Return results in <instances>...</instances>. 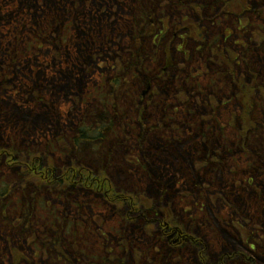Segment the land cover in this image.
Here are the masks:
<instances>
[{
	"label": "trees",
	"instance_id": "trees-1",
	"mask_svg": "<svg viewBox=\"0 0 264 264\" xmlns=\"http://www.w3.org/2000/svg\"><path fill=\"white\" fill-rule=\"evenodd\" d=\"M64 1L0 0V83H3V86L7 88L9 80L14 75L18 80L20 75H25L21 66L22 62H24L25 66L31 64L32 71L39 70L36 73L38 75L45 74L48 66H56L58 68L57 76H59L58 80L60 84L61 82H67L62 88L66 93L68 91L71 92L69 94L72 95L77 104L75 110L70 109V106H61L58 115L55 112L58 119L63 117L64 120L70 115L75 117V121L73 118L69 120L73 121V129L79 128L78 130H74V140H76L74 143L76 144L71 148L72 155L80 153V144L82 142L88 141L92 146L95 142H98L100 137L104 136L102 131L105 125L103 124H107V120L111 116V121L113 122H136L132 118H127L129 112L122 115L121 120L116 119L120 115L122 106L118 105V100L117 102L115 101L114 95L117 94L114 91H117V89L120 92L124 91V83L127 81L125 76L137 77L134 82H139L142 86L148 80H154L156 76H162L165 79L157 81L159 91H161V84L170 82L175 83L180 91L185 86H191L186 85L191 79L192 85L197 86L193 90L200 92V94H197V98L198 100H202L201 106L205 105L211 109L207 113L208 115H202V112L195 115L200 117L197 120L198 123L203 121L205 116L206 123H208V117L210 116L214 123L217 124V137L220 132H224L222 122L225 116L221 115L218 117L215 114L217 110L215 105L217 108L219 107V110L226 107L230 112L229 123L236 126V129L238 128L243 133L241 136L243 140L241 141H243L242 143L245 147L252 144L249 140L250 138L255 139L257 142L259 139H262L257 133L260 132L258 106L264 105V0H253V2L252 0H213V2L212 0H207L209 2L194 0L189 7L184 5L180 7L186 11L187 15L181 16L176 21L177 28L169 27L171 23L170 18L162 10H157V14H155L152 5L153 0H66L69 2L63 4ZM83 5H90L91 13L97 12L100 14L98 18L93 19L95 22L94 26L88 19V28L85 27V21L68 19L83 14L85 11L81 7ZM115 5V9H113ZM122 6L124 7L123 9ZM212 8H214V11ZM205 9L209 10L208 15L204 11ZM223 13L235 23L236 28L240 32H242L243 27H246L244 33L246 31L250 32L245 53L240 51L238 53L232 48H230L231 52L228 53L224 49H220L217 42H214L222 38L226 40L231 37V35H227L226 29L221 30L219 36L214 38V41L206 38L205 33L214 24L213 21L216 19L215 25L218 24L219 17L224 16ZM131 16L132 18H130ZM224 18L226 17L224 16ZM106 25L108 26L105 27ZM230 56H233V58ZM242 58H246L247 63H249L246 68L242 65ZM218 60L221 62V65ZM251 61H253V64H250ZM194 63L204 65L205 70L209 71L214 64L217 66L219 64L217 70L219 72L222 68V72L227 74L226 82L231 89L227 100L221 96L227 91V88L223 85L220 89H214L212 85L205 86L207 83L200 84L198 81H194V77L185 71V68L189 64L192 65ZM261 63H263V66ZM98 64L99 67H107L110 71L114 69L115 71H111L110 74L115 78L105 81L104 73L107 74L105 71H100V73L94 71V73L93 69H96ZM167 65L169 66V70L165 71ZM9 71H14L16 74L13 75ZM94 74L103 75L98 88L93 86L95 82L93 80ZM206 74L211 78L215 76V73L212 72ZM54 76V73L49 75L51 78ZM24 77L26 76H21V80ZM105 84L108 86L104 87ZM111 85H113V88ZM135 89L138 92L139 89H137L136 85ZM106 92H113L111 101L116 112L112 114L109 109H106L107 113L110 112L111 114V116H108L105 114L104 109H102L100 114H104L99 120V115H94L96 111H93L91 105L85 102L93 95L94 97L102 93L106 95ZM205 92H208L209 96H211L206 101L203 95H201L204 94L205 96ZM210 93L213 94L211 95ZM174 99L176 98L170 97V94L167 93L159 98L160 103L154 101V104L160 105V108L157 109L153 106L150 111V108L147 110L146 106L142 105L137 111L138 118H145L147 113L149 115H147V119H149L148 122L150 124L157 123V118L160 117L164 122L169 124V127L176 125L180 120L177 118V115H173L171 101ZM204 101L205 104H203ZM213 103L216 104L214 105ZM234 111H236L235 115ZM86 118L89 119V123L96 124L95 127L100 126L98 128L101 131L98 132V128L88 129L86 127ZM79 120L80 123H77L76 121ZM184 121L186 122L187 119H184ZM191 122H195V120L193 119ZM121 131L124 134H121L118 138L114 137V140L118 139V146H110L107 155L102 158V161L98 160L100 163L106 162V165L102 163L100 168L112 167L109 160L114 158V155L117 153V147H124V136L128 135L132 130L123 129ZM208 139H210V134L206 139V144L210 145ZM150 143H152V148H149ZM204 144L205 141L203 140L197 148L203 147ZM160 145L163 144L159 143L156 138L152 139L149 143L137 145L138 150H140L141 161L145 167H151L150 164L152 163V165L154 163H158L159 165L162 162L160 159L162 150ZM167 147L168 149L172 148L170 146ZM184 147L185 150L188 148V146ZM85 148L86 146L84 145L83 150ZM220 164L224 165V162ZM254 166H257V164ZM159 168V173L151 171L150 168L147 169L151 173L149 181L157 189L155 202H161L162 198L175 203L177 194H173L172 196L169 194L164 195L158 191L159 187L160 190L164 189L167 179L166 174L171 173L168 167H161L159 165ZM203 168L205 177L208 178L210 183L211 180L213 181L211 166L204 165ZM219 169H224V167L216 169L215 172ZM147 170H143V172ZM209 172L212 173V176L209 175ZM231 172L234 173L232 170ZM161 174L163 176L160 179ZM168 177H171L176 182L174 188L181 187V183L185 185L186 179L189 178L185 176L178 182V176L170 175ZM192 182L194 184V178ZM169 185L171 186L172 184L169 183ZM237 188L235 189V193L240 194L242 187ZM73 192L75 191H72L71 194L73 209L77 213H84L83 211L87 206L85 202L90 201L83 198L82 195L73 198L75 195ZM187 192L190 193L189 190ZM245 194L247 193L245 192ZM222 196L223 198L227 197V194ZM252 197L245 196L247 201H252ZM254 198L257 201V205L261 207V201L256 196ZM149 201H152V207L155 210L159 208L153 200L149 199ZM100 203L99 206L104 209V206L100 205ZM148 205L146 203V206ZM141 207H145V204H141ZM123 211L121 210L118 213V211L109 209L107 211L108 214L104 213L105 217H103L104 219L102 218L101 228L98 227L95 234L99 236L96 238L98 249L94 250L93 253V248H90L91 255L87 256L85 239L89 238L90 233H88V228L90 226L80 219L72 221V252L74 262H78L83 259V256H86L88 259L94 261L93 264H178L174 260H177L180 256L174 255L171 257L169 255L170 252L177 251L166 241L149 235L148 230H146L145 217H141L135 223H130L125 218V212ZM143 211L147 213V210ZM67 215L68 209L61 212V218L58 219V215L56 214V218L54 217V220H52L54 221L52 223L54 226L58 224V220L60 221V228L57 231L60 242L65 235ZM183 222L186 230H188V227L185 224L190 227L193 226L185 220ZM108 224L111 225V228L116 225V231L112 229L115 234V242L111 239V235L108 237L106 233L102 234V232H110ZM63 230L64 232H62ZM93 243L96 244L95 241ZM158 245H162V247H158ZM202 248L207 258L209 256H207L208 250L204 247ZM183 250L186 252L184 256L189 259V262L199 264L196 260L195 252L202 251L201 244L186 243ZM206 258L201 255L200 264H208ZM224 258L226 257L224 256Z\"/></svg>",
	"mask_w": 264,
	"mask_h": 264
},
{
	"label": "rangeland",
	"instance_id": "rangeland-1",
	"mask_svg": "<svg viewBox=\"0 0 264 264\" xmlns=\"http://www.w3.org/2000/svg\"><path fill=\"white\" fill-rule=\"evenodd\" d=\"M69 1L65 0L63 4H67ZM205 1L209 2L207 0ZM193 2L194 0H153L152 5L155 14H157V10H162L168 15V17H170V24H173L174 21L176 24V21H178L181 16L186 14V11H184L180 7L183 5L189 7ZM81 7L85 9L83 14L68 19L78 20L82 22L85 21L84 24L87 28L89 26V24L87 23L88 19L94 26L95 22L93 19L98 18L100 14H98L97 12L91 13L90 5H83ZM105 7L107 8L106 4ZM115 7L116 5L113 7V9H115ZM204 11L207 13V15L209 14V10L205 9ZM130 18H132V16ZM215 20L213 21L214 24H212L209 27L207 33H205L206 38L210 41H214V38L216 36H219L220 31L226 29L227 35H231V37L226 40L222 38L221 40L214 42H217L218 47L220 49H224L228 53L231 52L230 48L241 52L243 48L235 43L240 42L238 35H240V33H244V28L242 29V32H240L236 28L235 23H233L231 19L224 18V16L219 17V22L216 25ZM107 26L108 25H106L105 27ZM245 34L250 36L249 31H246ZM230 57L233 58V56ZM218 62L221 65V62L219 60ZM248 64L249 63H247L246 58H242V65L245 66V68ZM250 64H253V61H251ZM261 65L263 66V63H261ZM21 66L23 67L22 69L25 75H20L19 80L14 75L16 74L14 73V71H9V73L14 75L9 80V86L6 88L3 86V83H0V151L5 150V146L7 145L5 143L8 142V139H18L21 142H28L31 139V141L34 142H41L47 139H55L53 137V134L60 133L61 127L59 123L62 120L60 119L61 121H59L57 119L58 117L55 115V117L51 120L52 123H50L48 119L42 118L41 116L47 114V110L56 112V114L58 115V112L61 110V106H73V108H75L76 106V102L73 103L69 99L72 96L69 94L71 92L68 91V93H66L62 88V86L64 84H67V82H61L60 84L58 80L59 76H57L58 68H56V66H48L45 74L41 75L36 74L39 72V70L32 71L31 64L29 66H25L24 62H22ZM218 68L219 64L218 66L215 64L213 65V69L217 73H223L221 70L222 68L219 70V72L217 70ZM100 71L102 70H98L99 73ZM185 71H187L188 73L191 72L192 74L196 73L193 66H187L185 68ZM105 72L107 73L106 76L108 77L110 75V72ZM51 73H54L55 75L53 78L49 77ZM21 76L26 77L21 80ZM196 79L199 80L198 82L200 84H205V82L207 81L205 77H197ZM196 79L194 81H197ZM173 84V82L163 83L161 84L160 90L166 95L167 93H170V87ZM135 85L137 89H139L138 92L143 93V86H141L139 82H136ZM186 85H192V80L190 79ZM124 88L125 89L123 92H120L117 89L118 102L120 105H122V108H124V104L126 103V96L128 94V91L132 90V88L128 86ZM226 88L228 89V84H226ZM191 90L193 89L190 86H185L182 89V91L184 92H189ZM173 94L174 93H171L170 96H172ZM201 95H203L204 97V94ZM197 97L198 95H196V97H193L190 103L187 102L181 105L183 111H180V117H188L191 118V121H193V117L198 113L196 109L202 107V100L200 99V97V100H198ZM117 98L115 100L116 102ZM92 101L94 103L91 105V109L93 111H101L104 105L99 103L100 100L96 98L92 99ZM205 101L203 104H205ZM218 108L216 107L217 116H225L222 122L224 132H220L216 137L215 134H212L214 128L213 124L210 122H205L211 130L210 143H214V140H223L225 142L224 146H226V144H228L229 146H233L238 141L241 142V140H238L236 142L234 141L235 136H237L236 133L239 131V129H236V126H234L233 124L231 127H229V110L226 109V107H223L222 110H219ZM109 109L112 114L116 112L113 104L109 105ZM258 111L260 114V122H258V117L257 122L264 124V105L258 106ZM103 114L104 113L100 114L99 118H101ZM235 114L236 111H234V115ZM70 116L66 118L67 120H64V122L72 125L73 121L71 122L69 120L70 118H73L75 121V117L73 115L71 117ZM119 117L120 119L122 118L121 112ZM34 120H37L38 125L41 124L39 128L42 129L37 128V126L33 123H29V121ZM76 122L80 123V120ZM51 126L53 128H51ZM189 127L193 128L190 123ZM48 128L49 130H47ZM259 129L264 130V126L259 125ZM257 135H260L259 137H261L263 133L261 134L259 132L257 133ZM124 137L125 141L123 144L126 149L136 148V141H134L129 136L127 137V135H125ZM154 138L155 136H153V139ZM107 140H109L108 144H118V142L114 140L112 136H108ZM262 142L264 143V140ZM198 144L199 143H195L191 147L189 141L184 138L183 147L179 148L176 153L178 156V160L173 157H169L168 162L164 161L159 163L161 167H168V170L171 172L166 175L178 176V182H180L181 178L185 176L189 177L187 178L189 184L187 183L186 186H192L193 171L191 170L192 158L190 154H193L194 151L198 149H193ZM259 144L260 142H257L255 144H250V146L253 145L254 148H261L259 147ZM184 146H188V148L185 150ZM98 152V148L86 145L84 152L79 154L82 155L80 159L84 161L82 165H79L87 168L86 170L89 169L93 171V175L92 172H90L92 175V179L85 181V183L81 181L79 177L72 180V184L74 186L72 191H75L73 192L75 193L73 198L82 195L83 198L88 199L90 202H85L87 206L83 211L84 213H77L73 208L68 209V213L70 214V218L72 221L80 219L90 226V228H88V233H90L89 238L85 239L86 256L91 255V252L89 251L90 248H93V253L94 250L98 249L96 238L99 236H96L95 234L97 233V228H101L102 218L105 217L104 215L106 213L108 214L107 211L109 210L104 205L110 207V209L114 208L113 210H115L116 212L118 211V213L119 211L124 210L123 212H125V218L127 219V221L130 223H135L136 218L140 219V217L138 216H140L141 213V204H145L146 206V203L149 201V199L153 200L154 202L156 199L157 189L149 181L151 173L147 169L150 168L151 171H155L157 173H159L160 169L158 163H154V165H152V163L150 164L151 167H145L142 161L134 160L133 154L130 151L120 150L114 155V158L109 160L112 169L110 174L107 173L110 169H108V167L105 169L104 173L108 176V178L103 179L101 175L102 169L100 168V165L102 163L106 165V162H99L100 158L96 155V153ZM2 155L3 154L0 155V188L3 187L2 183L6 184L8 181H12V183L16 187L19 186L17 185L18 182L13 181L16 179H11L14 175V171L6 170V172L9 174V177L7 179L6 177L8 175L7 173H5L6 176L5 178H3V167L5 166V164L2 162L4 159ZM98 155H107V153L105 151L103 153L99 152ZM256 164L258 165L259 163ZM222 166L224 167V169H219L217 172H215V170L218 168H216L215 166H211V172L213 171V176L210 172L209 175L212 176L213 181H210L211 192H209V195L206 197V199L208 200L206 206L199 204L195 205L196 199L191 196L190 193H187L184 187H176V193H178L179 199L175 198V207L178 208V210L172 212L175 213L173 217L175 219L181 218L183 221L185 220L186 222L193 224V226L191 227L186 224L185 226L189 228L190 233L195 236H199V239L204 242V246H206V250H208L207 256H209L206 258V253L204 252L202 247L201 255L206 258L208 264H264V174H260V169L257 166H253L250 171L249 169L244 170L245 172L250 174H246L242 171L245 165L243 167H239V169L237 168V173H232L231 169L225 163L224 165L219 164V168ZM130 168H139L141 171L138 170L135 172H129L127 169ZM197 169L199 170L200 166H197ZM143 170L147 171L143 172ZM81 173L84 174L85 177H88L89 172L82 170ZM239 174H242L241 180L237 178ZM162 176L163 174L160 175V179L162 178ZM46 182L39 179H32L30 180L29 187L35 189L36 191H41L45 186L50 189L55 188L58 185L56 183ZM236 183L238 184L236 185ZM64 184L66 185V183ZM103 184H105V189H108L109 192L111 191L110 187H108L109 184H112V187L114 188V191L110 192V199H106L104 197V202L102 197L100 196L102 195L103 190L98 189V187L102 186ZM182 185L183 183L180 184V186ZM237 187H242L240 190V194L235 193V189ZM181 188H183V190H181ZM248 188L250 191L247 190ZM169 192L171 193V191ZM245 192L247 194H245ZM221 194H227V197L223 198ZM251 194H254L261 201V207H259V205L257 204H253V200L251 201L252 203L246 200L245 196L252 197L253 195ZM57 195V193H47V195L44 196V199L45 201H49L51 203L53 202L54 206L60 207L61 201L59 200V197L61 196ZM11 197L12 195L8 196L9 199H11ZM115 197H119L120 202L117 198L115 199ZM113 198L115 199L114 201L112 200ZM9 199H4L5 206L7 205V203H9L10 205L14 204L17 200L13 199L12 201H9ZM252 199L255 198L252 197ZM99 202H101L100 205L104 206V209L99 206ZM164 203L169 204V206H167V209H172L171 200L166 201V199L161 198V205L163 207ZM183 205L186 207V211H184L185 207H183ZM96 206L98 207L96 208ZM11 207L12 213L10 212V217H18V212L14 213L17 206L15 207L13 205ZM181 207L183 209H181ZM45 209L46 208L42 206V208L38 212L40 220L33 216L36 219L34 220V222H37L36 226L35 223L31 224V222H26L27 224L24 223L21 226V229L24 230L25 239L26 236L29 235L34 237V239H29L30 237H28V243L24 241V243L20 244L22 236L18 232L17 233L20 235V240L15 241V239L12 237L10 241H7L8 239H10V235H13V232L11 231L13 224H11L10 227L6 230H4L3 226L0 227V264H64V260L59 261L58 254L54 249L55 245H57L54 241V237L49 238L47 236L48 229L44 228L47 224L43 220L48 214V210ZM3 218V212L0 210V222L1 220H3ZM183 221L181 222L183 223ZM28 223L31 224V228L30 226L26 227L27 225H29ZM145 224L146 230H148L149 235L155 238H159L157 236L156 227H154L149 221L145 222ZM108 226L110 228V232L106 231L102 232V234L106 233V236L108 237H110L111 235V239H113V242H115V234L113 230L116 231V225H114L112 228L110 224H108ZM39 229L43 231L38 232ZM65 241L66 238L63 239L61 243H64ZM94 241L96 242V244L93 243ZM242 241H244V243ZM86 256H83V259H81L83 260L82 263L78 261L74 262V264H86V262L88 264H93L94 261L88 259ZM224 256L226 258H224ZM222 259H224V261H222ZM187 260L188 258L184 257L181 260V264H187Z\"/></svg>",
	"mask_w": 264,
	"mask_h": 264
},
{
	"label": "flooded vegetation",
	"instance_id": "flooded-vegetation-1",
	"mask_svg": "<svg viewBox=\"0 0 264 264\" xmlns=\"http://www.w3.org/2000/svg\"><path fill=\"white\" fill-rule=\"evenodd\" d=\"M169 27L171 28L175 26L172 24H169ZM98 66L96 67V69H94V71H97V72L98 70L109 71V72L115 71L114 69H111L110 71L109 68L107 67L103 68V67H98ZM168 68L169 66L167 65V67L165 68V71H168L169 70ZM102 76L103 75L94 74L93 76V80L95 81L93 83L94 87L98 88L100 86L99 84H100V79L102 78ZM106 77L107 76L105 74L104 76L105 81L113 80V78H115L111 74L107 78ZM125 77L127 81H125L126 83H124V87L128 86L132 88V90L128 91V94L126 96L127 97L126 103L124 104V108L121 109V115H124L125 113L129 112V116H127V118L128 119L132 118L136 122L133 123L132 121H129V122L111 121L112 116L110 112L107 113L106 109H109V105L113 104V102L111 101L113 92H107L106 95L105 93L95 95V97L100 100L99 103L104 105L102 109H104L105 114L111 117L108 118L107 124H103L105 125L102 131L104 136L100 137L99 141L95 142L93 146L91 143H88V141L82 142L80 144L81 146L80 153L84 152L83 150L84 145L98 148L100 153H103L104 151L107 153L110 146L112 147L116 146L112 143L108 144L109 140H107V137L112 136L113 139L114 137L118 138L121 134H124V132L121 131L123 129L132 130L127 135V137L129 136L134 141H136V148L126 149L125 147L119 146L117 147V152L120 150L130 151L133 154V158L135 161H139V160L141 161L140 150H138L137 145L140 143L143 145L146 142L148 143L151 142L153 139V136H155V138L158 140L159 143L165 146H170V147L178 146L177 151L179 150V148L183 147V142H184L183 135L184 134H188L187 140L190 142V144L193 143L195 135L193 133V128L189 126H187L185 129V125L181 123H177L176 125H172L171 127H173V129L170 130L169 124L164 122L160 117L157 118L158 122L154 124H150L148 122L149 119H145L143 117L142 119L138 118L137 111H138V108H140L142 105H145L147 110L150 108L149 109L150 111L152 110V107L155 106L154 101H157L158 103L161 102L159 98L163 97L165 94L164 92L158 90L157 81L160 79H165L164 77L156 76L154 80H148L146 84H144L143 86L145 87L149 83H152L151 87H153V89L151 91H148L146 94L142 92L139 93L136 91L135 89L136 82L134 81L135 79H137V77H131V76H125ZM107 86L108 85L105 84L104 87H107ZM111 87L113 88V85H111ZM114 92L115 94H117L118 91H114ZM174 96L176 99L179 100L177 101V104L180 106L172 107L173 114H175L176 111H183V108L181 107V105L185 104V102L189 103L190 99H192L193 97H196L194 93L184 92L182 90L175 93ZM95 97L93 95L90 99H87L85 103L92 105L94 103L92 99H96ZM114 97L117 98L118 94L114 95ZM69 99L73 103H75V99L72 96ZM118 105L122 106L119 104V102H118ZM75 108H77V104ZM75 108H73V106H70V109L75 110ZM196 110L198 112L202 111V113L210 112L205 107L204 109L198 108ZM55 115H56L55 112H51L50 110H47V114L42 115L41 117L48 119V121L52 123L51 120L55 117ZM94 115H100V111H96ZM98 119L100 120V118ZM116 119L121 120L119 116ZM58 120L59 121L62 120L59 123L61 130L59 134L58 133L53 134V137L55 139H47L41 142L39 141L34 142V141H31L32 140L31 139L28 142L22 141L23 143L18 139H15V140L8 139V142L5 143L7 144L5 146V150L0 151V155L3 154L2 156L4 157L2 162L5 164V166L3 167V170H4L3 178H5L6 176L5 175V173H7L6 170H12L14 171V175L11 179L12 180L16 179L13 181L18 182L17 185H19L16 187L12 183V181H8L6 184L2 183L3 187L0 188V210L3 212L4 218L0 222V227L3 226L4 230H6L7 228L10 227L11 224H13L12 225L13 227L11 228L13 235H10V239H8L7 241H10L12 237L15 239V241L20 240V235H21L22 239H21L20 244L24 243V241L28 243V237H30L29 239H32V238L34 239V237L29 235V236H26V239H25L24 230L21 229V226L24 223L27 224L26 222H31V224L35 223V226H36L37 222H34V220H36L35 218L40 220L38 216V212L43 206L44 208H46L45 210H48V214L43 220L47 224L44 228L48 229L47 236L49 238L54 237V241L57 244L55 245L54 249L56 253L58 254L59 261L64 260V264H74L73 252H72L73 250L72 249V231H71L72 230V220L70 218V214L68 213L67 215V225L65 228V232L64 230L62 231L65 234L63 239L66 238V241L64 243H61L63 239L61 240V242L59 241V235H58L59 233L57 234V231L60 228V221L58 220V224L54 226L52 225V223H54V221L52 220H54V217L56 218V214L58 215V219H59L61 218V212L63 210L73 208V205L71 202L72 189L74 188L72 184V180L79 177L81 181L85 183V181L92 179L93 171L89 169L86 170L87 168L80 166L83 164V160L80 159V157L82 156V155H79L80 153L76 155L71 154V148L72 146L76 144L74 143V141H76L74 140V133H75L74 130H78L79 128L76 127L75 129H73V122H72V125H70L69 123H65L64 120H67L66 118L63 120V117H62L61 120L60 119ZM86 120H89V119L86 118ZM89 122L90 121L86 122V127H88V129H91V128L96 129L100 127V126L95 127L96 124L89 123ZM29 123L35 124L37 128H39L41 125V124L38 125L37 120L29 121ZM51 128L53 127L51 126ZM39 129H42V128H39ZM47 130H49V128ZM97 131L100 132L101 131L100 128H98ZM197 134H196V138H197ZM115 140L118 141V139H115ZM262 141L263 139H260L259 147H261V144L262 145L264 144ZM98 153H96V155L100 157V162H101L102 158L105 155H98ZM169 156L175 157L178 160L177 156L173 154L172 148L171 149L162 148L161 153H160V159L162 160V162L164 161L168 162ZM258 163L259 164L257 165V167H259L260 169V174H264L263 162L258 160ZM101 169H102V174H101L102 178L103 179L108 178V176L105 175L104 173L106 168H101ZM108 169L110 170H108L107 173L110 174L112 167H108ZM82 170L89 172L88 177H85L84 174L81 173ZM127 170L129 172H135L140 169L130 168ZM90 172H92V175ZM243 172L246 174H250V173L245 172L244 170ZM7 175L8 176L6 178L8 179L9 174L7 173ZM98 178H95V179H98ZM32 179H39L44 182H46L47 180V182L56 183L58 185L55 188H50V189L47 186H45L44 189L42 188L41 190L42 192L36 191L35 189L29 187L30 180ZM64 183H66V185ZM175 185H176V182L171 187H169L168 176H167L164 189L160 190V187H159L158 191L160 192V194H164V195L166 194H169L171 196L173 194L178 195V193H176V188H174ZM108 187H110V190H111L110 192L114 191L112 184H109ZM98 189L103 190L102 195H100L103 199V202H104V197L106 199H110V192L108 189H105V184L98 187ZM169 189L172 191V193L169 192ZM47 193H51V194L57 193L58 194L57 196H61L59 197V200L61 201L60 207L54 206L53 202L51 203L49 201H45L44 196L47 195ZM9 195H12L11 199L8 198ZM116 198L119 200V197H115V199ZM4 199H9V201H12L13 199H17V200L15 201L14 204L10 205L9 203H7V205L5 206ZM115 199L113 198L112 200L114 201ZM156 203H157V207H159L157 210H155L152 206L151 207L145 206L142 209L147 210V213L141 210L140 217H143L142 215L146 216L145 217V219H147L146 222L149 221L154 227H156L157 236L159 237L158 239L166 241L168 244L172 246V248L175 249V251H177V252L172 251L169 253V255H171V257L174 255H179L180 257L174 261L178 264H181V260L185 257L184 254L186 253L183 250L184 244L186 243L189 244L190 242L193 243V241L192 240L189 242L184 241L183 238L185 234H184V231L179 228L181 225V223L180 225L178 223L179 218L175 219L173 217L175 213H172L171 214L172 217L171 219H169L170 214H168V211L170 208L167 209V206H169V204L164 203V207H163L161 205V202H155V204ZM13 205L15 207L17 206L14 213L18 212L19 214L18 217L16 218L10 217V212L12 213L11 206ZM104 206L110 209V207L106 205ZM183 207L185 206L183 205ZM113 209L114 208H112V210ZM184 209L186 210V207ZM176 210L177 208L175 207V203H172L171 211L174 212ZM31 216H32V219H31ZM33 216H35V218ZM136 220H138V218H136ZM28 224L29 225H27L26 227L30 226L31 228V224L30 223ZM40 231H43V230L39 229L38 232ZM242 242L244 243V241ZM197 244L199 245L200 241ZM158 247H162V245H158ZM195 255H196V260L200 264L201 263V260H200L201 252L196 251ZM79 262L82 263L83 260H79ZM187 264H192V262H189V259H188Z\"/></svg>",
	"mask_w": 264,
	"mask_h": 264
},
{
	"label": "bare ground",
	"instance_id": "bare-ground-1",
	"mask_svg": "<svg viewBox=\"0 0 264 264\" xmlns=\"http://www.w3.org/2000/svg\"><path fill=\"white\" fill-rule=\"evenodd\" d=\"M124 7L122 6V9ZM126 34V33H125ZM179 89L176 87L175 83L170 87V93H177ZM155 107L157 109L160 108V105L155 104ZM175 114L180 117L181 113L180 111H176ZM148 114L146 113L145 119L148 118ZM206 116L204 117L203 121L197 123L195 125V128L198 129V134L197 138H201L202 142L203 140L205 141V144L203 147H199L196 151H194L193 154L191 155L192 158V167L191 170L193 171V178H194V184L192 186H188V190L191 194L196 199V204L199 205H204L206 206L207 204V199L206 197L209 195V192H211V185L208 181V178L205 177V171H204V165L207 166H215L216 168H219V164L221 162H224L227 164V166L234 172L237 173L239 167H243V170L249 169V171L253 168V166L258 163V160L263 162L264 164V144H261L262 148H254L252 146H244L243 141L239 142L238 140H243L241 137L243 133L241 131H238L236 133L237 136H235L234 141H238L235 143L233 146H229L226 144L224 146L225 142L223 140L218 141L214 140V143H210V145L206 144V139L208 138V135L210 134L211 130L210 128L206 125ZM260 126H264L263 123H260ZM201 129V131H200ZM260 133L263 135L261 136L262 139L264 140V130L260 129ZM209 142L210 139H208ZM250 142L255 144L257 141L253 138L249 139ZM260 142V139H259ZM229 146V147H228ZM161 148L163 149H168L167 146L165 145H160ZM149 148H152V143L149 144ZM191 152V151H190ZM197 165H200V171L196 169ZM238 168V169H237ZM203 171V172H202ZM239 180L242 179V174H239L237 177ZM187 183L189 184V181L186 179ZM168 182L171 183L172 185L175 183L174 180H172L171 177H168ZM171 185V186H172ZM169 185V187H171ZM249 190V188L247 189ZM169 191H171L169 189ZM250 191V190H249ZM172 193V191H171ZM253 195L254 198V194ZM254 200L253 204H257V201ZM251 202V201H249ZM252 203V202H251ZM213 206V204H212Z\"/></svg>",
	"mask_w": 264,
	"mask_h": 264
}]
</instances>
